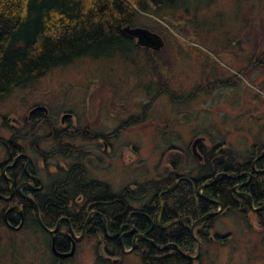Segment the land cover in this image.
Masks as SVG:
<instances>
[{
  "label": "rangeland",
  "instance_id": "obj_1",
  "mask_svg": "<svg viewBox=\"0 0 264 264\" xmlns=\"http://www.w3.org/2000/svg\"><path fill=\"white\" fill-rule=\"evenodd\" d=\"M179 3L180 9L162 10L158 18L136 12L123 25L158 35L164 42L158 51L78 57L10 91L0 100V113L20 115L33 102H44L52 114L70 110L93 120L97 133L107 135L105 150L97 142V168L110 185L157 180L168 163L194 176L190 145L196 138L195 152L200 143L203 152L215 147L240 161L251 145L264 143V0ZM252 212L247 220L235 211L217 215L210 235L223 241L212 236L204 243L198 263L264 264V229ZM260 217L264 222V211ZM3 243L0 264L52 262L41 239L20 249ZM78 259L92 264L91 253ZM118 259L142 264L134 252Z\"/></svg>",
  "mask_w": 264,
  "mask_h": 264
},
{
  "label": "flooded vegetation",
  "instance_id": "obj_2",
  "mask_svg": "<svg viewBox=\"0 0 264 264\" xmlns=\"http://www.w3.org/2000/svg\"><path fill=\"white\" fill-rule=\"evenodd\" d=\"M50 111L44 102H33L26 113H0V240L20 249L24 242L31 240L35 245L41 239L51 264H82L79 255L88 253L92 254V264H119V259L107 258L105 241L112 242L114 248L118 244L120 253V242L125 249L132 243L135 249L138 241L154 248L148 235L156 230L144 202L148 196L153 198L155 186L148 183L156 180L137 183L132 179L110 185L102 175L104 171L97 168V142L100 140L105 150L107 135L97 133V124L85 115L77 117L70 110L53 114ZM196 150L199 153L198 144ZM201 160L202 157L198 161ZM168 165L169 171L176 169L173 164ZM98 172L104 182L99 180ZM241 176L234 180L235 190L250 182L249 179L246 183L247 178L241 181ZM165 186L163 181L157 186L158 203L169 191ZM157 215L164 213L159 210ZM133 216L147 221L148 229L134 227L130 223ZM197 226L193 234L202 246L204 233L199 239ZM163 231V227L157 229L161 241H165ZM173 246L174 243L166 242L157 246L160 250H154L164 259L169 249H175ZM97 247L102 255L99 263ZM24 262L37 264L38 260Z\"/></svg>",
  "mask_w": 264,
  "mask_h": 264
},
{
  "label": "trees",
  "instance_id": "obj_3",
  "mask_svg": "<svg viewBox=\"0 0 264 264\" xmlns=\"http://www.w3.org/2000/svg\"><path fill=\"white\" fill-rule=\"evenodd\" d=\"M179 1L0 0V100L13 89L35 80L49 69L63 66L78 57L96 58L107 52L121 56L136 53L138 48L144 47L138 46L134 39L121 32V27L128 23L127 19L131 20L136 12L149 13L158 18V13L162 10L180 9L182 4ZM128 25L132 27L131 24ZM161 85L163 87V82ZM152 98L151 96L150 100ZM198 148L202 160L196 161L193 169L195 175L176 176L179 174L176 169L162 174L157 180L154 179L155 182L148 183L150 187L155 186L154 196H148L144 202L145 210L149 212L145 213L156 230H152L148 238L156 246H162L166 242L174 243L187 256L193 255L195 251V243L187 231L189 225L216 210V206L205 199L219 202L223 210L238 212L244 220H247L250 210L246 197L239 193L247 194L253 207L264 205V155L253 164L254 171L251 168L252 161L263 151L264 143L251 145L240 161L225 151L216 152L215 147L203 152L199 143ZM217 173L242 175L241 181L249 174L250 182L235 192L232 188L236 181L218 177L212 185L201 190L203 199L198 197L195 188L211 182ZM162 181L169 191L164 197H160L158 203L155 194ZM175 181H178L176 185ZM159 210L164 215L159 217ZM263 211L264 209L253 215L264 229V222L260 217V212ZM215 217L205 219L195 228L199 239L204 233V239L201 240L203 244L208 242L206 237L210 236ZM141 219L130 217V223L146 231L149 223ZM160 227L164 228L162 237L165 241L158 239L157 229ZM213 237L215 241H223L221 235L213 234ZM105 242L104 252H107V258H120L123 253L122 250L120 253L118 244L114 248L112 242ZM133 252L141 262L148 264L195 263L182 257L174 248L169 249L162 259L154 248L139 241Z\"/></svg>",
  "mask_w": 264,
  "mask_h": 264
},
{
  "label": "water",
  "instance_id": "obj_4",
  "mask_svg": "<svg viewBox=\"0 0 264 264\" xmlns=\"http://www.w3.org/2000/svg\"><path fill=\"white\" fill-rule=\"evenodd\" d=\"M121 32L126 34V36L134 39L136 41V44L139 45V46H143L145 48H148L150 49L151 51H158L163 45H162V41H161V38L159 36H157L156 34H153L151 32H149L148 30L144 29V28H139V27H134V28H130L129 26H124L122 29H121ZM198 139H194L191 143V146H190V150H191V153L192 155L197 159V160H200V155L195 152V149H194V145L197 143ZM264 155V150L261 152V154L259 155V157H257L256 159H254L251 163V168L252 170L254 171L253 169V164L255 163L256 160H258L260 157H262ZM247 175V180H246V183L249 182V179H250V175L249 174H246ZM241 175H228V174H225V173H218L216 174L212 181L209 182V183H204V184H200L197 188H196V194L198 197L202 198V196L200 195V191L204 188H207L209 187L210 185H212L215 180L218 178V177H224L226 179H229V180H238L240 178ZM232 191H235V189L233 188ZM238 194V193H237ZM239 194H242L246 197L247 199V205H248V208L253 211V212H258L262 209H264V205L262 206H257L256 208L252 207V204H251V199L250 197L247 195V194H244V193H239ZM203 199V198H202ZM205 199V198H204ZM206 201L214 204L216 207H217V211H213V212H210V213H207L203 216H201L200 218L196 219L195 221H193L189 228H188V233L190 235V237L192 238L193 242L195 243V253L193 256H187L183 253H181L176 246H173L175 247L176 251L182 256L184 257L185 259H188V260H197L198 258V255H199V250H200V243L198 242L197 238L194 236L193 234V230H194V227L196 225H198L199 223L203 222L205 219L207 218H212L216 215H218L219 213H222V206L219 202L217 201H212V200H208V199H205ZM105 236L106 237H109L107 236V233L105 232ZM138 238H141V235H138L137 236ZM111 238V237H110ZM120 245V248L122 250V253H130L133 251L134 249V243L131 244L130 248L126 251L124 250V247L123 245L121 244V242L119 243ZM152 246L156 249V250H160L161 248L157 247L155 244H152ZM71 254V252L69 253Z\"/></svg>",
  "mask_w": 264,
  "mask_h": 264
},
{
  "label": "bare ground",
  "instance_id": "obj_5",
  "mask_svg": "<svg viewBox=\"0 0 264 264\" xmlns=\"http://www.w3.org/2000/svg\"><path fill=\"white\" fill-rule=\"evenodd\" d=\"M127 26H129V25H127ZM151 33H153V32H151ZM154 34V33H153ZM158 36V35H157ZM161 41H162V45H164V42H163V40L161 39ZM135 43H136V41H135ZM139 46V45H138ZM140 47H143V46H140ZM145 48V47H144ZM148 49V48H147ZM199 144V143H198ZM191 146V145H190ZM190 152H191V150H190ZM192 154V153H191ZM199 154V153H198ZM124 247V246H123ZM124 250H126L125 248H124ZM124 254V253H123ZM199 256V255H198Z\"/></svg>",
  "mask_w": 264,
  "mask_h": 264
}]
</instances>
